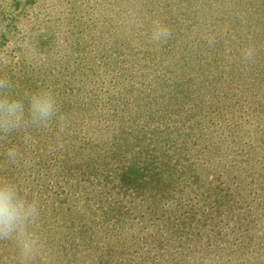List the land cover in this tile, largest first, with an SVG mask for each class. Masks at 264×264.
Instances as JSON below:
<instances>
[{"label":"rangeland","instance_id":"rangeland-1","mask_svg":"<svg viewBox=\"0 0 264 264\" xmlns=\"http://www.w3.org/2000/svg\"><path fill=\"white\" fill-rule=\"evenodd\" d=\"M10 2L3 1L1 28L10 18L17 17ZM233 7L230 0H36L32 8L23 12L15 22L17 29L9 33L1 55L10 51L14 58L20 56L24 67L22 71L14 69L8 73L2 69L0 74L11 78L18 95L37 88L50 89L62 113L69 117L65 127L54 124L38 129L35 136L43 157L40 161L46 166L43 173L51 184L64 182L56 174L63 171L69 183L78 188L71 195L77 206L83 210L85 202L90 201L93 203L91 212L101 214L103 202L88 197L92 195L86 189L90 185L79 174V165L88 161L96 168V164L102 165L101 168H105L107 174L112 172L109 174L112 176L132 154L154 156L158 153L177 160L180 163L176 167L178 172L187 163L193 164L201 173L202 182L206 174L203 168L217 169L218 160L223 157L261 160L264 168V119H247L250 110L245 101L250 95L243 94L240 83L233 81L227 88L228 85L216 82L220 81L217 79L213 80L214 85H209L199 75L195 77L197 74L191 73L193 83L189 85L185 75L156 72L152 65L161 62L163 68L165 63H174L169 55H160L154 60V54L165 52L160 49L165 43L154 44L149 39L151 23L159 19L172 30L170 39L175 41L178 51L205 56L211 48L221 45L224 52L214 62L211 60L216 68L214 74L218 75L217 69L228 70L230 67L226 66L232 60L230 43L240 41L228 15L229 12L231 15L242 13H236ZM189 11L196 15L192 17ZM78 17L80 22L74 28V18ZM48 36L54 41L53 51L38 52L37 43ZM209 36L215 37L214 46L208 45ZM49 61L52 68H48ZM45 69L47 71H43ZM25 70L29 73L23 72ZM183 90H190L194 97L200 94L198 98L206 107L223 97L230 103L242 96L248 99L242 100L244 108L235 114H227L223 109L221 116L204 115L210 111L208 109L189 117L168 105L170 96ZM70 145L83 148L82 154L66 155L64 152ZM52 174H56L55 178ZM95 184L102 187L100 181L95 180ZM184 184L176 188L175 197L167 202L168 205H174L178 199L188 207L198 203L199 198L188 191V183ZM101 193L105 208L116 203L125 210L133 201L131 195L118 193L112 184L102 188ZM137 199L140 204L149 201L148 198ZM146 220L139 221L137 214L125 217L117 234L111 233L112 222L93 225V231L99 235L95 244H91L93 255L104 253L103 247L122 248L124 241L131 254L125 258L135 260L140 255L136 253L148 249L143 237L152 232L153 219ZM231 224L228 228H233ZM62 229L40 217L36 230L46 241V251L37 264H56L54 255L64 250L58 246L71 234L66 229L61 232ZM10 249V264H16L15 251L12 246ZM79 251L84 255L90 252ZM194 253L199 257L200 252L195 250ZM73 259L71 257L70 264H90V260ZM130 263L135 264L134 261Z\"/></svg>","mask_w":264,"mask_h":264},{"label":"trees","instance_id":"trees-1","mask_svg":"<svg viewBox=\"0 0 264 264\" xmlns=\"http://www.w3.org/2000/svg\"><path fill=\"white\" fill-rule=\"evenodd\" d=\"M3 1L0 0V16L4 7ZM9 1L17 17L10 18L3 28L0 26L1 73L2 69L8 73L14 69L22 71L24 67L20 56L14 58L13 53L8 50L7 54L3 56L1 54L5 51L3 48L7 45L9 33L13 28L17 29L15 22L18 17L32 8L36 2V0ZM231 4L234 6L233 11L242 14L231 15L229 12L228 15L233 21V29L239 33L236 37L240 40L237 44L230 43L232 50L229 56H232V60L226 66L230 67L228 70L217 69L218 75L214 74L216 68L212 62L224 52L221 45L211 48L205 56L198 52H194L193 55L184 50L178 51L175 48V41L169 39L160 47L165 49V52L154 54V60L160 55H169L174 61V63H165L163 68L161 62H154L152 65L156 72L181 73L187 77L186 81L189 85L193 83L191 73H196L195 77L199 75L206 83H210L209 85L211 83L214 85L213 80L218 79L220 81L216 82L225 83L228 85L225 87L229 88L234 81L240 83L243 94L250 95V99L242 96L234 99L232 103L228 102L226 97L218 98L216 102L212 101L215 103L207 107L198 98L201 95L194 97L190 90H183L179 94L170 96L168 105L176 111L185 112L189 117L204 113L208 109L210 111L204 115L221 116L223 109H226L227 114H235L243 110L242 100L248 99L245 101L248 105L247 109L250 110L247 119H252L251 117L257 120L264 119L262 117L264 116V0H251V2L230 0ZM188 13L192 17L196 15L194 11ZM74 21L73 25L76 28L77 23L80 22L79 17L74 18ZM53 42L49 36L42 37L36 46L38 52L50 53L53 51ZM246 45H252L257 50L254 63H241L240 50ZM47 63L48 68H52L50 61ZM23 72L29 73L27 70ZM93 72L96 73V70ZM37 132L38 130H33L32 135L37 136ZM12 139L18 144L22 141L19 135ZM2 151L3 147H0V152ZM82 151L83 148L70 145L64 153L80 155ZM28 159L29 167L21 165L13 167L7 165L0 156V175L15 180L26 194L38 198L41 219L59 225L63 228L61 232L65 229L70 231L71 234L67 235L64 242L58 246L64 249L63 252L54 255L56 264H70L71 257L74 258L73 261L90 260V264H131V261L135 264H264V168L261 160L256 162L253 158L239 159L237 156L220 158L217 169L214 167V170H211L212 166L203 168V171H206L203 182L201 173H198L193 164L187 163L178 172L176 167L180 166V163L177 160L168 159L158 153L154 156L149 153L132 154L112 176L109 175L112 172L107 174L105 168H101L102 165L99 164H96L98 171H95L97 168L88 161L79 165L81 169L79 174L84 177V182L90 185L86 189L92 192L88 197L92 199L94 197L95 202L105 203L101 190L112 184L118 193L129 194L133 198L125 210L116 203L108 204V208L102 203V213L93 214L91 212L93 203L90 201L85 202L83 210L81 206H77L71 195L78 188L69 183L70 180L63 171L56 173L58 178L64 180L63 183L55 181L52 185L49 178L44 175L46 166L40 161L43 157L39 144L35 143L32 146L28 152ZM56 174L52 176L55 178ZM52 176L50 175L51 178ZM95 180L100 181L102 187L96 186ZM184 183H188L190 194L199 198L198 203L189 204L188 207L178 199L174 205L171 203L168 205L167 202L175 197L176 188L181 184L185 186ZM87 191L85 190L86 193ZM137 198L139 200L148 198L149 201L140 204ZM135 214L138 215L139 221L153 219L151 227L149 226L152 232L143 237L148 249L136 253L140 255L135 260H129L125 257L131 254L122 241V248L103 247L104 253L99 252L94 256V246L91 244H95L99 235L93 231V225L112 222L111 233L117 234L122 219L130 218ZM231 222L233 228H228L232 225ZM10 247L8 243L0 244V264H10L8 256L12 255L9 252ZM80 249L90 252L84 255L79 251ZM195 250L200 252L199 257H196Z\"/></svg>","mask_w":264,"mask_h":264},{"label":"clouds","instance_id":"clouds-1","mask_svg":"<svg viewBox=\"0 0 264 264\" xmlns=\"http://www.w3.org/2000/svg\"><path fill=\"white\" fill-rule=\"evenodd\" d=\"M172 37V30L159 19L153 20L149 39L164 44ZM214 46L216 39L209 36ZM241 63H254L257 50L246 45L240 50ZM14 82L0 74V156L9 166L29 167L28 152L35 144L33 130L47 129L54 124L63 128L69 117L62 113L56 95L48 88H37L24 95L14 91ZM21 136V143L13 137ZM41 208L38 198L30 197L13 179L0 175V244L8 243L15 251L16 264H37L46 251V241L36 230Z\"/></svg>","mask_w":264,"mask_h":264}]
</instances>
